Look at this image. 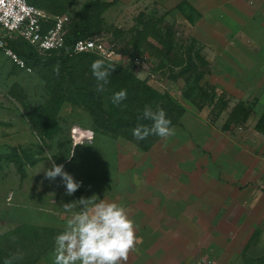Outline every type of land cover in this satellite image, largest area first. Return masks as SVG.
<instances>
[{
  "label": "rangeland",
  "instance_id": "1",
  "mask_svg": "<svg viewBox=\"0 0 264 264\" xmlns=\"http://www.w3.org/2000/svg\"><path fill=\"white\" fill-rule=\"evenodd\" d=\"M90 1L113 2L88 9V36L106 46L108 57L87 53L71 62L82 85L94 90L92 62L103 59L106 66L115 65L103 92L77 91L58 61L36 64L17 53L25 62L22 67L0 52V110L8 108L10 115L0 125L5 128L0 144V264L17 254L23 259L13 264H53L55 237L71 216L63 205L93 195L97 202L122 205L138 223L135 249L126 264L201 259L208 264H264V235H251L261 227L258 221L264 222V173L244 183L222 178L232 164L239 172L246 164L257 171L264 167V148H254L249 139L254 135L248 132L264 127V0H39L36 5L51 16L68 15L72 29L83 25ZM18 49L31 48L21 42ZM143 85L184 108L173 117L178 123L170 125L173 135H149L141 141L133 137V128L152 123L124 127L108 119L127 118L153 105L157 97L137 99L133 87ZM121 90L127 98L116 104L113 94ZM160 103L164 111L170 107L165 98ZM142 144L152 145L144 149ZM252 150L255 161L248 155ZM53 161L81 183L71 196L61 177H45ZM173 172L174 195L155 194L156 203L144 206L127 199V189L137 180L154 176L165 186ZM198 176L206 187H199ZM221 182L232 187V194L224 193ZM177 197L185 203L179 204Z\"/></svg>",
  "mask_w": 264,
  "mask_h": 264
},
{
  "label": "clouds",
  "instance_id": "2",
  "mask_svg": "<svg viewBox=\"0 0 264 264\" xmlns=\"http://www.w3.org/2000/svg\"><path fill=\"white\" fill-rule=\"evenodd\" d=\"M115 65H105L103 59L92 62V75L97 81L95 90L103 92L109 83L110 70ZM54 71L59 74V65ZM127 98L126 90L113 94V102L119 104ZM143 118L152 121L151 126L137 125L132 130L133 137L145 140L149 135L161 138L174 134L170 127L171 121L166 117L163 108L145 106ZM45 177L55 180L61 177L66 186V194L71 196L81 186L73 177L64 171V166L54 161L51 168L46 169ZM93 195L90 198L81 197L78 201L66 203L63 208L71 213L63 232L55 237V246L50 254L53 264H126L129 252L135 249L136 236L134 222L122 205L105 202ZM83 206L80 211H74L77 206ZM23 259L22 254L5 258L4 264H13L14 260Z\"/></svg>",
  "mask_w": 264,
  "mask_h": 264
},
{
  "label": "built area",
  "instance_id": "3",
  "mask_svg": "<svg viewBox=\"0 0 264 264\" xmlns=\"http://www.w3.org/2000/svg\"><path fill=\"white\" fill-rule=\"evenodd\" d=\"M69 23L68 15L51 16L28 0H0V51L25 67L24 60L18 57L11 42L22 38L41 54L59 50L65 47ZM73 52H95L108 57L106 46L93 37L79 39ZM209 262L207 259H201L191 264Z\"/></svg>",
  "mask_w": 264,
  "mask_h": 264
},
{
  "label": "trees",
  "instance_id": "4",
  "mask_svg": "<svg viewBox=\"0 0 264 264\" xmlns=\"http://www.w3.org/2000/svg\"><path fill=\"white\" fill-rule=\"evenodd\" d=\"M28 2L31 4H34V5H36L37 3L41 4L39 2V0H28ZM112 4H113V2L105 3L103 1H90L84 7L83 25L80 26L79 28L68 29L67 34H66V44H65V47L62 49L50 51V52H47L45 54H41L37 51L36 48H34V46L29 44L27 41L23 40L22 38H17L15 40H13L11 42V46L14 49V51L16 53H18L22 58L33 60L36 64L46 62V61H58L61 64V66H63L64 68H66L68 70V73L70 74V80L72 82V85L77 91L89 93L91 95H97V93L94 89L82 85V83L80 81V77L75 72V67L71 62V57L76 56V55H83V54H87V53L100 55V54L95 53V52L74 53L73 49H74L75 43L79 39L91 37V36H88L90 33V30L92 28V23L90 20V15L88 13V9L94 5L100 6V7L101 6L108 7ZM21 42H25L26 44H28L29 47L31 48L30 51H21L20 49H18ZM122 73H124V71H122ZM129 74L127 73V77H131V76H129ZM122 76H123V74H122ZM137 83L139 84V83H141V81H139ZM134 88H135L134 91L137 92L136 93L137 99H141V96L144 97V100H147V98L149 99L150 97H157V101L153 105L151 104V106H153L154 108H157V106L161 107L160 102H162V100L165 98L168 101L169 106H170L167 109V111H165L166 117L168 119H170L172 125L178 124L176 122V118H173V117L177 114L181 115L182 113H184V108L181 105L177 104L169 95H167V94L162 95L160 92L154 91V89L149 85H145V86L143 85L142 89L137 87V86H134L133 89ZM143 110H144V108H139V109L133 111L132 113H130V115L127 118H124L123 116L113 118V116L110 115L108 119L112 120L114 122V124L122 125L124 127H129L130 125L133 124L132 122H138V121H147V122L152 123V121L143 118V115H142ZM263 116H264V114H263ZM258 130L264 133V127L263 126H259ZM129 139L133 140L132 138H129ZM141 141H144V140H141ZM151 145L152 144H149V145H143L142 144L141 146H142V148L145 149V148L150 147ZM33 163H35V161H33ZM16 164H18L19 171H21L22 174L25 173L23 163L18 160V162L16 161Z\"/></svg>",
  "mask_w": 264,
  "mask_h": 264
},
{
  "label": "crops",
  "instance_id": "5",
  "mask_svg": "<svg viewBox=\"0 0 264 264\" xmlns=\"http://www.w3.org/2000/svg\"><path fill=\"white\" fill-rule=\"evenodd\" d=\"M0 52H2V51H0ZM0 109H2V108H0ZM7 109L8 108H5V110H0V125H5V120H8V116H10L9 115V111ZM3 129H5V128H1L0 129V144L3 141L1 139H2V137L4 135V132H5V131H2ZM248 132L251 135H254V137L252 139L249 137L251 143L253 144V147L254 148L258 147L260 149L264 148V134H263V132H259L257 130L255 132L252 131V130H250ZM248 155L254 161L258 159L256 150L255 151L252 150V151L248 152ZM229 156H228L227 160H229L230 163H232L233 160ZM243 169L244 170H242V172H239L237 167L236 168H235V166L233 167V164H232V166L225 171V173L222 176V178H224L227 182H229V181L232 182V181L236 180V181H234V183L238 182V179H240L239 181L241 183H244L248 179H250V180L256 179V178H258L259 176H261L264 173V167H259V170L257 171V168H256V166L254 164H250V165L246 164V166H244ZM261 171H262V173H258V172H261ZM191 176L192 175H190V177ZM167 177L168 178L170 177L169 178L170 180H168V178H166L165 186H164V183H162V186H161L160 185V181L157 180V178L154 177V176H151L149 180H144V179L143 180L141 179L139 181L137 180L136 184L134 185V187H131V189H127V191H126L127 199H129L130 203H134L136 201V203L138 205L144 206V205H150L146 201H150L151 204H155L156 203L155 201L158 200V197H156L155 194L159 195V193L162 194L163 192L164 193L172 192L173 195H174V193L176 192V190H174V186H176V185H174L175 184V180H174L175 174H174V172H173V174H171V176L168 175ZM177 177H180V176L178 175ZM198 177H199V180H198L199 187L200 188L206 187L208 183H206V180L204 179V177L203 176H201V177L198 176ZM166 186H167V188H166ZM190 186H191V184H190ZM219 186L224 189V193L232 194L231 193V190H232L231 188L232 187L229 186L226 182L225 183L221 182V185H219ZM164 188H166V191H164ZM233 188H237V186L233 187ZM160 189H162L161 192L158 191ZM238 191H240V188H238ZM191 196H193L192 195V190H191ZM185 198L186 197H183V200ZM177 200H179L178 197H177ZM180 200H179V202H180L179 204H183V203H185L186 199L184 201H180ZM189 206H188V209H190ZM220 211H222V209H220ZM192 222H191V226L193 228L194 227V223H192ZM262 223H264V222L263 221H258L257 225L261 226V227L256 228L255 231H253L251 233L252 236L254 235V238L260 237V235H262V234L264 235V224H262ZM135 226H138V223L136 222V220H135V223H134V227ZM261 228H262V230H261Z\"/></svg>",
  "mask_w": 264,
  "mask_h": 264
}]
</instances>
